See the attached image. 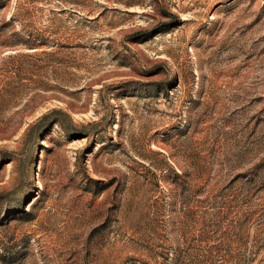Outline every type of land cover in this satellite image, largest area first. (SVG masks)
Masks as SVG:
<instances>
[{"label": "rangeland", "instance_id": "1", "mask_svg": "<svg viewBox=\"0 0 264 264\" xmlns=\"http://www.w3.org/2000/svg\"><path fill=\"white\" fill-rule=\"evenodd\" d=\"M0 264H264V0H0Z\"/></svg>", "mask_w": 264, "mask_h": 264}, {"label": "trees", "instance_id": "2", "mask_svg": "<svg viewBox=\"0 0 264 264\" xmlns=\"http://www.w3.org/2000/svg\"><path fill=\"white\" fill-rule=\"evenodd\" d=\"M56 121H53V123H55Z\"/></svg>", "mask_w": 264, "mask_h": 264}]
</instances>
